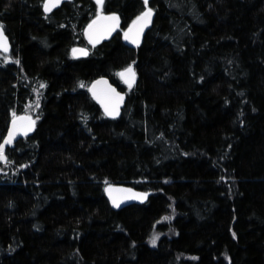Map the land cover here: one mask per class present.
I'll list each match as a JSON object with an SVG mask.
<instances>
[{
    "label": "trees",
    "instance_id": "1",
    "mask_svg": "<svg viewBox=\"0 0 264 264\" xmlns=\"http://www.w3.org/2000/svg\"><path fill=\"white\" fill-rule=\"evenodd\" d=\"M148 6L153 24L130 47L144 0H105L120 31L91 47L96 0L50 14L43 0H0L12 46L0 143L13 113L39 103L34 133L0 160V264H264V0ZM98 78L127 96L115 120L91 97ZM109 186L147 196L116 209Z\"/></svg>",
    "mask_w": 264,
    "mask_h": 264
},
{
    "label": "snow or ice",
    "instance_id": "2",
    "mask_svg": "<svg viewBox=\"0 0 264 264\" xmlns=\"http://www.w3.org/2000/svg\"><path fill=\"white\" fill-rule=\"evenodd\" d=\"M104 2L105 0H96V4L98 5V11L96 18L88 25L87 34L89 41L95 45L105 36L111 35L120 24V18L116 13H111L109 15L104 14ZM61 3V0H43V8L45 12H51L54 8L58 7ZM149 0H144L145 10L142 11L135 20L132 21V24L129 25L127 31L124 32V39L128 40L132 44L139 45L140 36L142 35L144 28L151 22L153 9L148 6ZM10 45L7 40V36L4 32V26L0 23V50L4 53L9 52ZM77 51L86 55V50L83 49H73V53ZM11 57H5L7 61ZM19 64V60L15 61ZM134 63V62H133ZM118 75L124 80V82L132 87V84L135 81L136 73L132 65H128L126 68L121 70ZM104 84L106 88H99L98 86ZM41 87H45L44 84L40 85ZM81 87H84V84L81 83ZM93 97L100 101L101 104L104 105L105 112L110 116H116L119 114V104L123 100V96L119 92H117L111 85H108L106 80L95 81L92 87L89 89ZM36 107H39V103L37 102ZM39 117H37L38 119ZM35 125V121L32 120L30 116H16L13 113V120L11 123V127L8 130V136L3 140V143H0V160L7 161V157L5 155V146L12 144L16 135L18 133H23L25 136L30 132ZM107 184V181H105ZM106 191L109 193V196L112 200V203L115 207L119 208L121 199L113 195V191H117L111 187L106 188ZM131 192V189L119 190ZM146 193L137 194L134 198L146 197ZM133 198V197H129ZM235 235V234H234ZM158 239V235H154L151 239V243L153 245L156 244Z\"/></svg>",
    "mask_w": 264,
    "mask_h": 264
},
{
    "label": "water",
    "instance_id": "3",
    "mask_svg": "<svg viewBox=\"0 0 264 264\" xmlns=\"http://www.w3.org/2000/svg\"><path fill=\"white\" fill-rule=\"evenodd\" d=\"M68 1H71V0H61L60 5H59L58 7H56V8H54L51 12H53L55 9L59 8V7L62 5V3H64V2H68ZM51 12H45V13H46V14H50ZM119 18H120V17H119ZM153 20H154V12H153V15H152L151 22H150V23L144 28V31H143L142 35L140 36V40H139V45H138V46L141 45V43H142V41H143V38H144L146 32L151 28V26H152V24H153ZM120 27H121V19H120L119 27H118L114 32H112L111 35L105 36L103 39H101V40H100L98 43H96L95 45H93V44L89 41L87 31H85V37H86V40H87V42L89 43V45H90L91 47H96V46L100 45L101 43H104V42H107V41L113 39V38L118 34V32L120 31ZM87 28H88V27H87ZM87 28H86V30H87ZM126 31H127V30H126ZM4 32H5V31H4ZM5 35H6V33H5ZM6 36H7V35H6ZM122 37H123L124 42H125L127 45H129L130 47H138L136 44H132V43H130L128 40H125V39H124V34L122 35ZM7 40H8V43H9V45H10L9 52L4 53L2 50H0V52H1L2 54H4V55H9V54L11 53V50H12V46H11V43H10V40H9L8 37H7ZM74 49H78V50H79V49H83V50H86V52H87V54L84 55V54H82V53L79 52V51H77L76 53H73V50H72V56H73L74 59H77V60H78V59H84V58H87V57L89 56V50L86 49V48H83V47H76V48H74ZM135 73H136V72H135ZM119 78H120V80L123 82V84H124L126 87L129 88V86L124 82V80H123L120 76H119ZM99 80H106L107 83H108V85H111L112 88H114L117 92H119V93L121 94V96H123V100H122V102H120V104H119V114L116 115V116H110V115H108V114L105 112L104 105L101 104L100 101H98L96 98H94L92 92L89 90V92H90V94H91V97H92V98L95 100V102H96V103L102 108V110H103L104 114L106 115V117H107L108 119L115 120V119H117V118L120 117L121 110L124 108V105H125V102H126L127 96H126L125 93L119 91L114 85H112L111 82H110L107 78H98V79H96L95 81H99ZM95 81H93V82L91 83L89 89L92 87V85H93V83H94ZM136 82H137V75H136V77H135V81H134V83L132 84V87L136 84ZM98 87H99V88H106L107 86L104 85V84H101V85H99ZM22 116H24V115H22ZM27 116H29V115H27ZM30 117H31V116H30ZM31 118H32V117H31ZM32 120H34V119L32 118ZM34 121H35V120H34ZM35 129H36V121H35V125H34L33 129H32L30 132H28V134H27L26 136H29V135L33 134L34 131H35ZM7 136H8V135H7ZM26 136H25L22 132H21V133H18V134L16 135V137H15V139H14V141H13L12 144L17 143L18 141H20L21 139H23V138L26 137ZM109 187H111V188L117 190V191H113V195L121 199L120 207H119V208L115 207V206L113 205V203H112V200H111V198H110V196H109V193L106 191L107 197L109 198V200L111 201L112 205H113L114 208H116V209H120V208H123V207L129 206V205H131V204L137 203V202L141 201L142 198H143V197H141V198H134V197H136L137 194H140V192H137V191H135L134 189H131V188H128V187H125V186H109ZM109 187H108V188H109ZM126 189H131L132 191H131V192L119 191V190H126ZM129 197H133V198H129Z\"/></svg>",
    "mask_w": 264,
    "mask_h": 264
},
{
    "label": "rangeland",
    "instance_id": "4",
    "mask_svg": "<svg viewBox=\"0 0 264 264\" xmlns=\"http://www.w3.org/2000/svg\"><path fill=\"white\" fill-rule=\"evenodd\" d=\"M36 114H37V109H36V107H35V106H30V109H29V111L27 112V115H29V116H31V117L33 118V117H35ZM152 245H153V244H152ZM153 246H156V244L153 245Z\"/></svg>",
    "mask_w": 264,
    "mask_h": 264
}]
</instances>
